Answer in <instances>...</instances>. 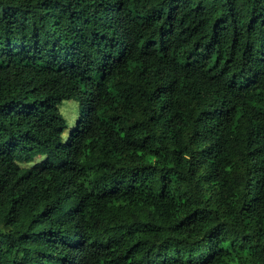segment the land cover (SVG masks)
Wrapping results in <instances>:
<instances>
[{
	"label": "trees",
	"instance_id": "1",
	"mask_svg": "<svg viewBox=\"0 0 264 264\" xmlns=\"http://www.w3.org/2000/svg\"><path fill=\"white\" fill-rule=\"evenodd\" d=\"M0 264H264V0H0Z\"/></svg>",
	"mask_w": 264,
	"mask_h": 264
},
{
	"label": "rangeland",
	"instance_id": "2",
	"mask_svg": "<svg viewBox=\"0 0 264 264\" xmlns=\"http://www.w3.org/2000/svg\"><path fill=\"white\" fill-rule=\"evenodd\" d=\"M59 110L67 122V127L62 133V140L67 141L80 115V105L76 99H65L59 104Z\"/></svg>",
	"mask_w": 264,
	"mask_h": 264
}]
</instances>
